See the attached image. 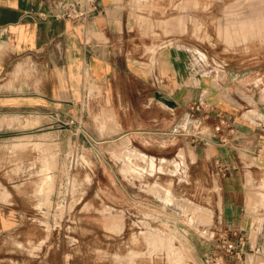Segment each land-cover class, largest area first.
I'll list each match as a JSON object with an SVG mask.
<instances>
[{
  "label": "rangeland",
  "instance_id": "obj_1",
  "mask_svg": "<svg viewBox=\"0 0 264 264\" xmlns=\"http://www.w3.org/2000/svg\"><path fill=\"white\" fill-rule=\"evenodd\" d=\"M101 17L123 59L111 80L62 68L60 44L0 68V264H264L258 231H225L221 179L190 126L147 129L161 100L139 77L141 61L154 74L157 50L177 46L215 84L234 72L252 109L248 95L264 100V0H114Z\"/></svg>",
  "mask_w": 264,
  "mask_h": 264
},
{
  "label": "crops",
  "instance_id": "obj_2",
  "mask_svg": "<svg viewBox=\"0 0 264 264\" xmlns=\"http://www.w3.org/2000/svg\"><path fill=\"white\" fill-rule=\"evenodd\" d=\"M58 1L0 0V68L13 58L53 57V45L60 44L64 50L62 68L75 70L90 65L94 77L111 80L112 74L119 72L123 59L119 61L112 55L117 49L111 32L112 18L101 16L114 0H94V11L83 0L81 8L87 7L88 12L78 18L55 17ZM40 13L47 15L42 18ZM144 63L140 62L141 83L155 87V96L159 94L172 103L161 100V104H149L157 109V114L144 120L147 129H159L167 135L174 125L185 121L194 136L196 155L205 157L220 176L222 209L218 215L224 219L225 231L239 234L258 231L259 243L263 242L264 100L255 93L248 95L254 104L246 110L250 104H246L245 93L251 91L244 84L237 85L234 72H226V83L215 84L213 77L195 65L190 53L177 46L157 50L154 74L149 73L148 63L147 66ZM199 101H204L203 108L196 113L198 119H192L190 107ZM251 111H255L254 115ZM222 113L234 120V132L227 128L223 133L215 131ZM154 119H158V127L149 128ZM192 125L197 128H191ZM2 228L0 222V233Z\"/></svg>",
  "mask_w": 264,
  "mask_h": 264
},
{
  "label": "built area",
  "instance_id": "obj_3",
  "mask_svg": "<svg viewBox=\"0 0 264 264\" xmlns=\"http://www.w3.org/2000/svg\"><path fill=\"white\" fill-rule=\"evenodd\" d=\"M83 0H59L56 4L57 7V13L55 14V17L60 18V17H69V18H78L80 16H86V13L88 12V8L85 7L84 9L81 8V5L83 4ZM88 7H91L90 11L96 10V7L94 5V0H87ZM85 5V6H86ZM40 17L45 18L47 14L45 13H40L38 14ZM204 101H199L198 103L193 104L190 107V116L193 119H198L196 117V113L199 112L203 108ZM195 121V120H194ZM197 121V120H196ZM198 123V122H197ZM199 125V124H198ZM196 129L195 127H193ZM227 128L230 132L235 131V126H234V120H232L230 117H226L225 114H219V123L218 125L215 126V131L219 133H223L224 129ZM176 132H181L182 130H185L183 127H176L174 129ZM223 141H226L225 139H222ZM238 247H240V250L236 252L237 257H240V255L243 252V249L247 245V241L242 237L239 242ZM227 246L225 248V254L227 257L233 256L234 251H233V245L230 244V242H227ZM220 258L218 256H211L207 258V262L209 264H224V260L219 261Z\"/></svg>",
  "mask_w": 264,
  "mask_h": 264
},
{
  "label": "bare ground",
  "instance_id": "obj_4",
  "mask_svg": "<svg viewBox=\"0 0 264 264\" xmlns=\"http://www.w3.org/2000/svg\"><path fill=\"white\" fill-rule=\"evenodd\" d=\"M182 150H183V149H182ZM185 151H188V148H187V150H184V152H185ZM185 153H186V152H185ZM185 153H183V154H185ZM187 153H188V152H187ZM187 153H186V154H187ZM180 154H181V153H180ZM182 156H184V155H182ZM45 184H46V183L44 182V186H45ZM44 186H43V187H44ZM46 186L48 187V185H46ZM47 187H46V189H45V187H44V189L46 190V191H45V194L48 193V191L51 189V188L48 189ZM44 189H43V190H44ZM47 189H48V190H47ZM160 189H161V188H160ZM154 190H157V189L154 188ZM41 191H42V190H41ZM158 191H159V190H158ZM42 193H44V192H42ZM42 196H43V195H42ZM47 196H48V195H47ZM43 197H44V196H43ZM43 197H42V198H43ZM44 198H45V197H44ZM47 198H48V197H47ZM47 198H45V199H47ZM45 201H46V200H45ZM47 202H48V201H47ZM43 203H46V202H43ZM187 206H188V204H187ZM198 207H199V205H198ZM191 208H192V207H191ZM193 209H194V208H192V210H193ZM196 211H197V210H196ZM197 212H198V211H197ZM201 213H202L201 215H205L204 212H201ZM203 213H204V214H203ZM197 214L199 215V213H197ZM208 215H209V213H208ZM206 216H207V214H206ZM209 216H210V215H209ZM207 217H208V216H207ZM207 217H204V218H207ZM208 218H209V217H208ZM208 218H207V219H208ZM151 236H152V235H151ZM151 236H150V237H151ZM150 237H149V238H150ZM154 237H155V236H154ZM155 238H156V237H155ZM151 239H152V238H151ZM158 239H159V238H158ZM170 239H172V238H170Z\"/></svg>",
  "mask_w": 264,
  "mask_h": 264
},
{
  "label": "water",
  "instance_id": "obj_5",
  "mask_svg": "<svg viewBox=\"0 0 264 264\" xmlns=\"http://www.w3.org/2000/svg\"><path fill=\"white\" fill-rule=\"evenodd\" d=\"M157 98H159L160 100H163L165 103H167V104H169V105H171L172 103L169 101V100H167L165 97H163V96H161V95H157Z\"/></svg>",
  "mask_w": 264,
  "mask_h": 264
}]
</instances>
